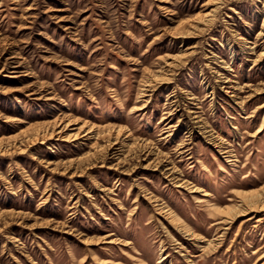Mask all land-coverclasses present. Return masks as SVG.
<instances>
[{"label": "rangeland", "instance_id": "1", "mask_svg": "<svg viewBox=\"0 0 264 264\" xmlns=\"http://www.w3.org/2000/svg\"><path fill=\"white\" fill-rule=\"evenodd\" d=\"M263 17L264 0H0V264H264V211H218L264 183ZM172 54V80L151 82ZM67 122L151 152L115 168L108 137L43 136Z\"/></svg>", "mask_w": 264, "mask_h": 264}, {"label": "bare ground", "instance_id": "2", "mask_svg": "<svg viewBox=\"0 0 264 264\" xmlns=\"http://www.w3.org/2000/svg\"><path fill=\"white\" fill-rule=\"evenodd\" d=\"M216 8L211 9L210 11H207V13H203V14L199 15L198 16L199 23H196L192 26V32H199L201 30H205L206 29L205 26H207L209 24V22L212 21L211 16L214 13V11L216 10ZM262 26H264V17H263ZM186 34H190V33H186ZM186 34L182 33V36L179 35V37H181V41H183L182 40L183 39L182 37H184L183 35H186ZM238 38H240L242 43L247 42V39L245 37H243L242 35L238 34ZM185 54L186 53L182 54L183 55L182 58L185 56ZM261 55H263V53L259 54V56H261ZM171 58H170L171 60H167L165 62L163 67H161L160 69H157L158 71H156V73H154L153 78L150 80L151 82H153L154 84L157 85V84L172 80L171 79L172 75L175 72V70L178 68L180 63H182V59L179 60V58H181V55H177V54L176 55L172 54ZM220 61H223V59H220ZM217 75L220 76L219 70H217ZM151 82H149V83H151ZM223 82L228 83L227 85H224V86L222 85V87L224 89H226L225 91L230 92L229 87L234 88V86L231 85V83H229L230 78L228 76L223 79ZM14 88L17 89L18 87H14ZM147 90H149V89H147ZM262 90H263V87L259 86V87H257L256 91L260 92ZM213 91L214 90L212 89L211 93ZM232 91H234V90H232ZM149 93L150 92H147V95ZM232 95H234V94H232ZM139 108H142V106H139ZM189 114L191 115V118H193V121L195 122L196 126L199 127L200 131H202L206 135L210 136V138L215 143L218 142V140L220 139V138L218 139L219 136L214 131H212L210 128H208L209 126L205 123V121L201 118V115H199L195 109L189 108ZM178 121H181V117L179 118ZM58 124H59V122H58ZM68 124H69L68 122L65 123V125H63V127L60 130L55 131L56 128H54L51 130L50 133L45 132L43 136H46L47 138H51V137H54L55 134L58 133L59 137H61L62 139H65V140H75L77 138H81V136L83 134V130H84V126H83L84 124L79 125L78 130L76 132H74L73 134H67V133L63 134V132H65L64 130L66 129V126H68ZM98 126H100L99 131H97V128H98L97 126L96 127L94 125H90V126L88 125V127L86 126L88 129L83 135H86L88 139L92 136L97 137V138H101V136L108 137L109 142L105 146H103V147L101 146L102 149L99 147L100 144H98V143H97V145H95L93 147H94V150L96 148H98V149L100 148L101 151L104 150L105 152H107L108 150H112L111 152L115 156H117L116 157L117 163H116L115 168H118V165H120V163L122 165V163L124 164V161L128 160L127 155L124 153V152H127L126 147L127 148L131 147V149H134V153H136V156H138V157L141 155V153L149 154L151 152V150L148 149L149 146L148 145L146 146V144H144V143H142V144L134 143V145L129 146V145H125V144L120 142L121 143L120 145L115 146V144H117V142H119L118 138L122 132V127L120 126V127L116 128V126L114 127L112 125H98ZM262 126H263V123L260 125L259 130L262 128ZM95 130L97 131L96 133H95ZM114 135H116V139H115V141H111L112 140L111 138ZM43 138H45V137H43ZM41 142H44V140L42 139ZM95 143H96V141L94 142V144ZM18 148L20 149V152L21 151L24 152L27 149L26 147H21V146H18ZM98 149L87 154L88 157H90L92 159V162L97 161L99 159V156H98L99 153L96 152ZM223 152H228V150L224 149ZM85 157L87 158V156H85ZM147 158H148V156L144 157L142 159L147 160ZM41 160L48 162V160H44V159H41ZM151 162L152 161L144 164V167H147L149 165L151 166L153 164V163L151 164ZM154 163L156 166H159V164H160L158 161L157 162L155 161ZM65 169H67V168H65ZM166 169H170L169 175H171L175 170V168L172 166H166ZM130 170H131V168H130ZM127 172H130V171H127ZM184 183H185V181H180L178 183V185L183 186ZM236 190H237L236 196L239 197V201L235 204L226 205V206H222V207L219 206L220 208H218V211L221 214L226 216V218L222 219L221 222H230V221L236 220L238 217L243 216V215H247L250 212L264 211V183L261 184L260 187H258V188H250V189L237 188ZM156 204H158V203H156ZM160 208H163L162 209L163 211H168L167 215H168L169 219L175 224L176 229L183 236L187 237L188 239L203 240V241L207 242L205 245H200L201 247L203 246L202 249L204 248V250H210L214 247V244L212 243L213 239H211V240H207L206 238L202 239L200 237L199 233L191 231L175 213H173L172 211H169V209H167L163 205L160 206ZM251 217L252 216H249L246 220L250 219ZM217 237L218 236L215 237L214 241L218 240V239H216ZM215 244H217V243L215 242ZM165 256L166 255H162L160 257V259H158V262H160L162 259H164Z\"/></svg>", "mask_w": 264, "mask_h": 264}]
</instances>
